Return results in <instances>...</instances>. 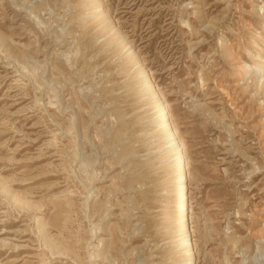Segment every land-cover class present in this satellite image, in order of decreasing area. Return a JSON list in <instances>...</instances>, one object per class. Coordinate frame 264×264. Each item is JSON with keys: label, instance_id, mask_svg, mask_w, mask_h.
Segmentation results:
<instances>
[{"label": "rangeland", "instance_id": "1", "mask_svg": "<svg viewBox=\"0 0 264 264\" xmlns=\"http://www.w3.org/2000/svg\"><path fill=\"white\" fill-rule=\"evenodd\" d=\"M0 264H264V0H0Z\"/></svg>", "mask_w": 264, "mask_h": 264}, {"label": "bare ground", "instance_id": "2", "mask_svg": "<svg viewBox=\"0 0 264 264\" xmlns=\"http://www.w3.org/2000/svg\"><path fill=\"white\" fill-rule=\"evenodd\" d=\"M252 69L253 68L251 67V65H248L247 66V71H251ZM162 111H163V114L162 115L165 116L166 115V112H165V108L164 107H162ZM172 130H173V128H172ZM171 132H172V134L170 136L171 137L170 138L171 146H173V147H175V148L178 149L179 146L181 145V143H179V141L177 139V133H176V131H171ZM176 154H177V156L175 157V159H179L180 160V164L178 165L177 171L179 173L178 174L179 175V180L181 181V187L177 190L178 192L181 193L180 194V196H181V205H179L181 211L178 210L179 211V222H180V225L183 227L184 234H185V238L183 239V243L188 246V229L186 227L187 217L185 219V213H186L185 212L186 211L185 209L186 208H185V204H184V193H183V190H184V182H183V179L184 178L182 177L183 170L185 169L184 166H182V158H183V156H182V154H183L182 148H180L179 151H177Z\"/></svg>", "mask_w": 264, "mask_h": 264}]
</instances>
